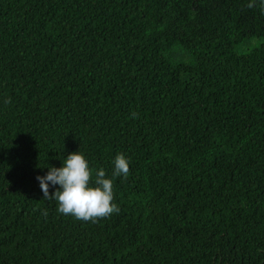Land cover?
I'll use <instances>...</instances> for the list:
<instances>
[{
    "label": "trees",
    "instance_id": "1",
    "mask_svg": "<svg viewBox=\"0 0 264 264\" xmlns=\"http://www.w3.org/2000/svg\"><path fill=\"white\" fill-rule=\"evenodd\" d=\"M248 4L0 0V264H264V0ZM78 150L109 176L128 158L118 214L43 199L36 177Z\"/></svg>",
    "mask_w": 264,
    "mask_h": 264
},
{
    "label": "clouds",
    "instance_id": "2",
    "mask_svg": "<svg viewBox=\"0 0 264 264\" xmlns=\"http://www.w3.org/2000/svg\"><path fill=\"white\" fill-rule=\"evenodd\" d=\"M255 5L256 0H249V7ZM62 161V166L49 165L45 175L36 177L43 199L57 201L59 213L84 222H97L119 213L113 181L116 177L126 179L130 173V162L123 153H117L112 160L111 176L103 167L93 170L79 150L69 152ZM50 185L55 187L54 192H49ZM47 214L46 209L42 211V215Z\"/></svg>",
    "mask_w": 264,
    "mask_h": 264
}]
</instances>
